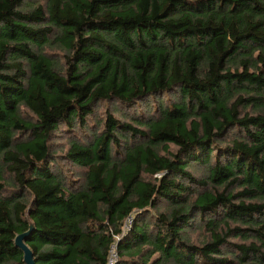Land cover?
<instances>
[{"label": "trees", "instance_id": "16d2710c", "mask_svg": "<svg viewBox=\"0 0 264 264\" xmlns=\"http://www.w3.org/2000/svg\"><path fill=\"white\" fill-rule=\"evenodd\" d=\"M40 1L0 0V264L30 223L36 264H264V0ZM105 103L77 186L49 142Z\"/></svg>", "mask_w": 264, "mask_h": 264}, {"label": "rangeland", "instance_id": "374dc122", "mask_svg": "<svg viewBox=\"0 0 264 264\" xmlns=\"http://www.w3.org/2000/svg\"><path fill=\"white\" fill-rule=\"evenodd\" d=\"M32 1V0H30ZM40 2H44V0H41ZM65 51L60 49L59 47L52 46L46 48V53L54 59L56 62L60 64L64 69L66 65V57H65ZM170 98L169 96L166 97L163 102H169ZM147 103V104H144ZM143 104H140V107L138 110H131V112H136L138 113H144V114H150L154 108H157V103L155 101H149V102H144ZM156 103V104H155ZM110 110L111 112L114 113L117 117L121 118L122 120H129L126 119V117L117 111V105L116 104H98L96 107L95 114L90 118L89 120V128H85V130H75L74 132H68L66 130V127L62 125L59 130H57L51 140H50V146L51 150L53 153L56 154L54 162L56 163V167L61 168L62 171L65 174L66 180L74 182L76 180L77 186L81 185L82 180H83V171L82 169L73 164L72 162H69L63 154H65L70 147L71 141L74 139L78 141H82L85 139H88L89 136L92 138L94 136V132H97L100 128V123L102 120L105 118L106 111ZM148 110H151L148 113ZM22 114L23 116L29 120V121H35V115L25 106L22 108ZM91 127V128H90ZM92 128H94L95 131H92ZM98 128V129H97ZM97 129V130H96ZM232 138L230 135L228 139ZM172 150H176L174 146L171 147ZM191 171L197 178H206L209 174V167L208 166H203V165H192ZM6 186L7 188H11V178L7 175L6 178ZM166 208L161 207L159 210L164 211ZM190 237L192 240V243L197 244V245H203L207 240H208V234L204 231V229H197L193 230L190 233Z\"/></svg>", "mask_w": 264, "mask_h": 264}, {"label": "water", "instance_id": "95a60500", "mask_svg": "<svg viewBox=\"0 0 264 264\" xmlns=\"http://www.w3.org/2000/svg\"><path fill=\"white\" fill-rule=\"evenodd\" d=\"M34 233V225L30 223V228L27 232L19 234L15 238V246L23 252V261L24 264H36L34 253L32 249L27 245V239Z\"/></svg>", "mask_w": 264, "mask_h": 264}, {"label": "built area", "instance_id": "2783aa9c", "mask_svg": "<svg viewBox=\"0 0 264 264\" xmlns=\"http://www.w3.org/2000/svg\"><path fill=\"white\" fill-rule=\"evenodd\" d=\"M131 225H132V218L129 217L124 226V231L130 229ZM118 240H119V237H116V242H114L110 247L107 264H117L118 263V260H119L118 243H117Z\"/></svg>", "mask_w": 264, "mask_h": 264}]
</instances>
